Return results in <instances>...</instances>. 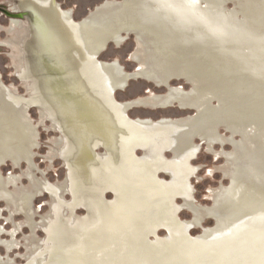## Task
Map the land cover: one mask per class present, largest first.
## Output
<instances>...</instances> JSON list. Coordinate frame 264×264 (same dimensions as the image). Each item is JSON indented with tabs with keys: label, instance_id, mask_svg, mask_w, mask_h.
I'll return each mask as SVG.
<instances>
[{
	"label": "snow or ice",
	"instance_id": "snow-or-ice-1",
	"mask_svg": "<svg viewBox=\"0 0 264 264\" xmlns=\"http://www.w3.org/2000/svg\"><path fill=\"white\" fill-rule=\"evenodd\" d=\"M194 2H195V0H194Z\"/></svg>",
	"mask_w": 264,
	"mask_h": 264
}]
</instances>
